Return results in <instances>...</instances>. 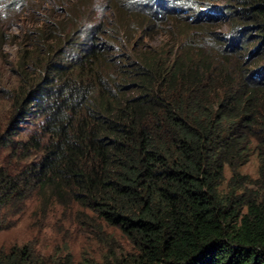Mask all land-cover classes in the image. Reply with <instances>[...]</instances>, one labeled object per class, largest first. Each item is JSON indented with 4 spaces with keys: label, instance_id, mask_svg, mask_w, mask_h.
<instances>
[{
    "label": "trees",
    "instance_id": "16d2710c",
    "mask_svg": "<svg viewBox=\"0 0 264 264\" xmlns=\"http://www.w3.org/2000/svg\"><path fill=\"white\" fill-rule=\"evenodd\" d=\"M109 2L32 32L0 118V234L35 201L105 253L14 244L0 264H264V0ZM160 26L174 37L144 44Z\"/></svg>",
    "mask_w": 264,
    "mask_h": 264
},
{
    "label": "rangeland",
    "instance_id": "374dc122",
    "mask_svg": "<svg viewBox=\"0 0 264 264\" xmlns=\"http://www.w3.org/2000/svg\"><path fill=\"white\" fill-rule=\"evenodd\" d=\"M107 5L108 0H0V118L4 117L9 105L7 97L11 89L20 80L19 66L23 46L32 51L33 46L37 44L33 42L35 36L32 32L41 26L44 28L49 18L59 23L61 30H66V34L73 30V24L83 23L89 12H92L89 15L91 18H101ZM230 28V24L226 23L217 30L223 42H226L224 37ZM45 30L48 39L54 41L47 27ZM168 31L170 30L162 26L157 27L147 33L143 43L151 47L168 43L169 39L174 37L169 35ZM24 126L22 134L33 129L32 125ZM242 170L256 177L257 157H252ZM229 176L228 171L227 177ZM27 206L24 213L7 221V228L0 234L1 247L9 248L14 244L30 243L47 262L60 258H72L79 262L84 257L91 256L101 261L105 246L100 241L98 244L93 235L85 234L81 227L76 228L70 223L72 215L74 216L72 212L59 206L50 208L46 213L39 212L35 201L27 202ZM107 233L114 235L115 240L120 239L118 232L109 230Z\"/></svg>",
    "mask_w": 264,
    "mask_h": 264
},
{
    "label": "clouds",
    "instance_id": "9594fccd",
    "mask_svg": "<svg viewBox=\"0 0 264 264\" xmlns=\"http://www.w3.org/2000/svg\"><path fill=\"white\" fill-rule=\"evenodd\" d=\"M109 1H110V0H108V5H107V9H108V10L106 9V11L102 14V17H103V15H107V14L109 13V7H108V6H109V3H110ZM104 10H105V9H103V11H104ZM102 17H101V18H102ZM101 18L98 19V18H96V16H95V18H93V20L90 21L89 23L92 24V22H94L95 19H96V22H99V21L101 20ZM87 24H88V22H87ZM175 31H176V30H175ZM176 32H177V31H176Z\"/></svg>",
    "mask_w": 264,
    "mask_h": 264
}]
</instances>
